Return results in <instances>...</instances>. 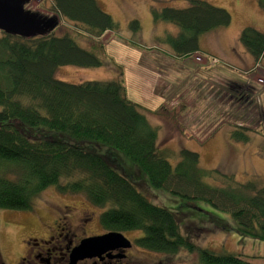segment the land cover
Listing matches in <instances>:
<instances>
[{
	"label": "trees",
	"instance_id": "1",
	"mask_svg": "<svg viewBox=\"0 0 264 264\" xmlns=\"http://www.w3.org/2000/svg\"><path fill=\"white\" fill-rule=\"evenodd\" d=\"M186 1L188 7L182 10L159 5L150 9L155 25L178 29L175 36L157 39L178 60L199 53L202 36L231 24L226 10L200 0ZM252 1L264 14V0ZM51 12L56 27L42 36L24 39L0 32V209L30 211L34 198L53 187L61 195L81 196L100 209L98 222L104 233L141 232L134 243L142 251L174 256L184 249L197 254L196 264H252L189 243L178 217L183 210L170 212L153 205L120 174V155L133 164L132 174L146 178L151 188L207 205L236 226L229 229L224 221L209 218L212 228L234 230L261 243L264 186L256 181L237 188L212 185L209 182L217 171L201 169L199 155L187 150L176 155L173 167L172 154L158 148L157 128L148 122L146 111L127 98L122 73L116 81L107 82L57 80L56 72L62 67H102L94 51L80 48L71 33L55 35L60 29L57 18L92 39L115 33L118 25L97 0H53ZM128 27L132 33L140 31L136 20ZM238 43L256 64L264 61L263 33L246 27ZM248 133L238 127L230 140L247 144Z\"/></svg>",
	"mask_w": 264,
	"mask_h": 264
},
{
	"label": "rangeland",
	"instance_id": "2",
	"mask_svg": "<svg viewBox=\"0 0 264 264\" xmlns=\"http://www.w3.org/2000/svg\"><path fill=\"white\" fill-rule=\"evenodd\" d=\"M200 1L226 10L231 24L227 29L200 38L197 62L177 61L168 46L157 42L164 35L175 36L178 29L172 25H155L150 14L151 7L157 5L186 9V0H97L102 11L117 23L115 33L92 39L57 18L60 29L55 35L71 33L80 48L94 51L102 67L95 70L62 67L55 78L69 84L107 82L116 81L122 73L129 100L151 108L156 96L163 98V104L155 111L157 114L149 112L146 118L157 128L158 148L172 154L173 167L176 155L187 150L199 155L201 169L217 171L209 182L212 185L237 188L256 181L264 186V61L256 64L238 43V36L246 27L264 34V14L252 0ZM52 3L53 0H29L24 9L56 18L51 12ZM133 20L140 25L138 33L129 30L128 24ZM163 57L171 61L162 60ZM155 76L161 77L156 86ZM149 93L151 99L147 100ZM238 127L249 131L247 144L230 140V133ZM119 167L120 174L153 205L170 212L181 208V212L189 214L178 215L183 220L182 236L189 243L199 249L232 254L252 264H264V243L243 238L234 230H217L208 222L214 218L227 223L226 228L235 229V223L227 215L151 188L146 178L132 174L133 164L122 155ZM101 213L83 197L61 195L53 187L34 198L30 211L0 209V259L14 264L30 248H36L32 244L47 240L57 228L74 235L77 242L100 235L103 233L98 222ZM123 236L134 241L142 233ZM140 252V257L154 264H196L197 260L196 253L189 254L184 249L174 256Z\"/></svg>",
	"mask_w": 264,
	"mask_h": 264
},
{
	"label": "water",
	"instance_id": "3",
	"mask_svg": "<svg viewBox=\"0 0 264 264\" xmlns=\"http://www.w3.org/2000/svg\"><path fill=\"white\" fill-rule=\"evenodd\" d=\"M29 0H0V32L28 39L42 36L56 27V18H43L26 11ZM119 243L129 244L120 233H106L102 236L82 240L69 255V264H76L116 247Z\"/></svg>",
	"mask_w": 264,
	"mask_h": 264
},
{
	"label": "flooded vegetation",
	"instance_id": "4",
	"mask_svg": "<svg viewBox=\"0 0 264 264\" xmlns=\"http://www.w3.org/2000/svg\"><path fill=\"white\" fill-rule=\"evenodd\" d=\"M63 230L57 228L56 232L53 233L54 235L49 236L45 241L38 242L37 240L31 239L32 242H38L32 244L36 248H30L26 254L18 257L14 264H69L71 250L78 246L82 240L106 234L103 232L100 235L87 236L77 242V239H74V235L71 236L69 232L63 233ZM28 242L25 243L26 246L29 245ZM128 242V245L119 243L116 247L98 256L84 259L76 264H154L152 261L144 260L139 256L141 253L140 249L136 247L133 240H128ZM42 247L45 249L42 250ZM0 264L8 263L0 259Z\"/></svg>",
	"mask_w": 264,
	"mask_h": 264
},
{
	"label": "crops",
	"instance_id": "5",
	"mask_svg": "<svg viewBox=\"0 0 264 264\" xmlns=\"http://www.w3.org/2000/svg\"><path fill=\"white\" fill-rule=\"evenodd\" d=\"M195 56H197V58H199L198 56H200L199 55V53H197V54H195V55H193L192 57H190V58H188V59H190V60H195L196 62L198 61L197 59H196V57ZM158 58H160V57H158ZM195 58V59H194ZM162 60H170V59H166V58H161ZM177 61H179L178 59H176ZM171 61V60H170ZM181 61V60H180ZM183 61V60H182ZM185 61V60H184ZM194 61V62H195ZM174 62V61H173ZM174 63H176V62H174ZM200 68H202V67H200ZM160 75V74H159ZM154 76V75H153ZM169 77H171V76H169ZM161 79V77H159V76H155V80H153V85H157L158 83H159V80ZM171 80H173L172 78H171ZM150 83H152L151 82V80H150V82H149V84ZM151 86V85H150ZM127 92V91H126ZM148 98H147V100H149V99H151V95H150V93L148 94ZM133 102V101H132ZM163 98L162 97H157L156 96V98H155V101L153 100V104H152V106H150L151 108H146L145 106H143V105H139V104H137L138 106H140L142 109H144L145 111H146V117L149 115V112H151V113H154L156 110H157V108L158 107H160L162 104H163ZM136 104V103H135ZM142 104V103H141ZM151 115V114H150Z\"/></svg>",
	"mask_w": 264,
	"mask_h": 264
}]
</instances>
